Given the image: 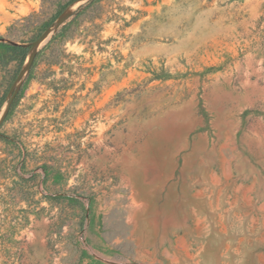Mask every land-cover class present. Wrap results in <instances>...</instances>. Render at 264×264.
<instances>
[{
    "label": "rangeland",
    "instance_id": "obj_1",
    "mask_svg": "<svg viewBox=\"0 0 264 264\" xmlns=\"http://www.w3.org/2000/svg\"><path fill=\"white\" fill-rule=\"evenodd\" d=\"M49 27L0 123V264H264V0H0V114L6 39Z\"/></svg>",
    "mask_w": 264,
    "mask_h": 264
},
{
    "label": "water",
    "instance_id": "obj_2",
    "mask_svg": "<svg viewBox=\"0 0 264 264\" xmlns=\"http://www.w3.org/2000/svg\"><path fill=\"white\" fill-rule=\"evenodd\" d=\"M65 19V14H61L58 19L56 20L55 24L59 25L63 22V20ZM52 27L47 28L44 32H42L39 37L31 42H27V43H18L16 41L13 40H9L6 39V41L11 44V45H17V46H24V47H30V53L28 56V59L26 60L25 64L23 65V67L19 70L13 84L10 87V97L8 98L1 114H0V123L4 120V118L7 115L8 109L10 104L12 103L13 98L15 97L18 88H17V84L20 83L24 76L29 72L31 65L33 63L34 60V56H35V49L50 35V33L52 32Z\"/></svg>",
    "mask_w": 264,
    "mask_h": 264
},
{
    "label": "trees",
    "instance_id": "obj_3",
    "mask_svg": "<svg viewBox=\"0 0 264 264\" xmlns=\"http://www.w3.org/2000/svg\"><path fill=\"white\" fill-rule=\"evenodd\" d=\"M91 3V2H90ZM15 50L19 51V52H24L26 50V48L22 47V46H15L14 47ZM18 99V96L16 95L13 100H12V103L10 104L9 106V109H8V112L7 114L9 113V111L11 110V108L13 107V105L15 104V102L17 101ZM2 137H6V136H2Z\"/></svg>",
    "mask_w": 264,
    "mask_h": 264
}]
</instances>
